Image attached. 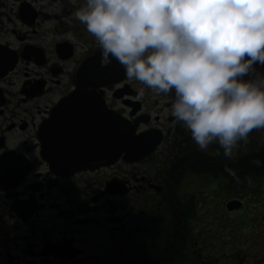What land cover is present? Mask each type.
I'll return each mask as SVG.
<instances>
[{"label":"flooded vegetation","instance_id":"flooded-vegetation-1","mask_svg":"<svg viewBox=\"0 0 264 264\" xmlns=\"http://www.w3.org/2000/svg\"><path fill=\"white\" fill-rule=\"evenodd\" d=\"M80 3L0 0V264H215L214 221V252L255 249L249 261L264 264V181L246 195L225 170L239 177L264 151V128L227 158L216 143L199 150L171 95L137 99L125 74L100 84ZM116 121L157 143L136 160L100 158Z\"/></svg>","mask_w":264,"mask_h":264},{"label":"clouds","instance_id":"clouds-1","mask_svg":"<svg viewBox=\"0 0 264 264\" xmlns=\"http://www.w3.org/2000/svg\"><path fill=\"white\" fill-rule=\"evenodd\" d=\"M73 15L100 66L116 60L141 83L137 99L174 97L171 115L199 150L216 143L231 158L264 128V0H81Z\"/></svg>","mask_w":264,"mask_h":264},{"label":"water","instance_id":"water-1","mask_svg":"<svg viewBox=\"0 0 264 264\" xmlns=\"http://www.w3.org/2000/svg\"><path fill=\"white\" fill-rule=\"evenodd\" d=\"M100 56L90 59L86 67L90 71L93 70V77L96 78V69L98 66V79L100 84L101 82L111 81L113 78L118 76L119 74H125L124 68L119 64L116 60H113L112 63L106 67H101ZM259 67V66H258ZM157 143V141H156ZM155 143V138L149 140L145 138L144 135H135L134 128L130 129L126 126H123L119 122H114L109 125V132H107L104 136H99L98 144L99 149L101 150L102 144L105 145V152L109 153V157H100L110 160V162H114L118 159V156L121 154L126 155V159L128 160H136L147 154L151 149L149 147L153 146ZM153 148V147H152ZM238 201H231L228 203V209L231 210L235 207V204H238Z\"/></svg>","mask_w":264,"mask_h":264},{"label":"rangeland","instance_id":"rangeland-1","mask_svg":"<svg viewBox=\"0 0 264 264\" xmlns=\"http://www.w3.org/2000/svg\"><path fill=\"white\" fill-rule=\"evenodd\" d=\"M249 141L250 140L248 138L247 143L243 142V147L244 148L248 146ZM235 222H237V221L232 222V220H231L230 222L226 221L225 224H227V228H229L230 223H235ZM211 225L215 229V231L211 232V235L213 237L210 238V241L211 240H214V241L211 242L213 247L211 246V249L208 248L205 251V256L207 257V260H209V259H211V260L218 259V257H220L222 253H224L223 255L225 256V258L224 259H220L218 261V263L215 262V264H251V262L249 261L250 260L249 255L254 254L255 253V249H251V250L243 249L240 252L237 249L227 248L226 250H224L225 252H222V251L214 252L213 249L217 246V238H218V233H215V232L220 230L222 227H220L221 226V222H217V221H214ZM205 230H206V228H205ZM206 231H209V230H206ZM243 236H244V238H246V236H248V234L246 235V233H245ZM245 256H246V258H245ZM239 258H243V262L242 263L239 262Z\"/></svg>","mask_w":264,"mask_h":264},{"label":"trees","instance_id":"trees-1","mask_svg":"<svg viewBox=\"0 0 264 264\" xmlns=\"http://www.w3.org/2000/svg\"><path fill=\"white\" fill-rule=\"evenodd\" d=\"M259 159L260 161L264 162V151L258 155V156H247L244 157L242 165H241V171L239 172V180L243 182V188L244 193L247 195L252 190L250 189L251 185H246L249 183V181L256 182V181H264V163L257 166L253 163L254 160ZM238 175V174H237ZM234 177V176H233ZM235 178V177H234ZM257 190H253L254 195Z\"/></svg>","mask_w":264,"mask_h":264}]
</instances>
